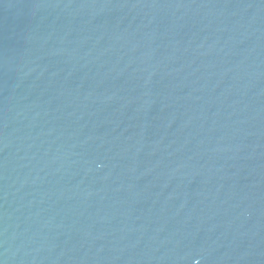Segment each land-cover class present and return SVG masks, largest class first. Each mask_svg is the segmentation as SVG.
Masks as SVG:
<instances>
[{
    "label": "water",
    "instance_id": "obj_1",
    "mask_svg": "<svg viewBox=\"0 0 264 264\" xmlns=\"http://www.w3.org/2000/svg\"><path fill=\"white\" fill-rule=\"evenodd\" d=\"M0 264H264V0H0Z\"/></svg>",
    "mask_w": 264,
    "mask_h": 264
}]
</instances>
